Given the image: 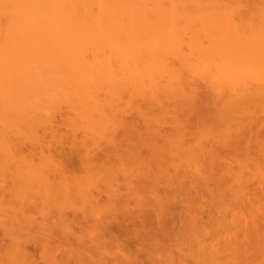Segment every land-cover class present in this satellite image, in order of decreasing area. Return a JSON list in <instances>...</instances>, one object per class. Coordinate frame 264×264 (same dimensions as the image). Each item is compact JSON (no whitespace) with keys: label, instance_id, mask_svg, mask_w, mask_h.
Masks as SVG:
<instances>
[{"label":"bare ground","instance_id":"obj_1","mask_svg":"<svg viewBox=\"0 0 264 264\" xmlns=\"http://www.w3.org/2000/svg\"><path fill=\"white\" fill-rule=\"evenodd\" d=\"M229 1L230 0H0V159H2L0 161L3 162L4 160H8L6 162L9 165L8 162L11 160L13 161V159L15 160V158L18 159H16L17 161L20 159L22 163L23 161L26 162L31 159L29 161L32 166H30L31 173L26 174V172H24L26 175L24 176L26 178L28 177L27 179L31 182L30 185H28L30 187L26 189L24 187L22 188L26 190V193L28 192L27 189L32 190L31 193L36 195L37 198L40 196V202H42L43 208L45 209H48L49 200L52 202L51 206L54 202L57 205L56 202L62 197V199L65 198L64 200H68V198L77 196L78 199L80 198L82 200V204L84 203V209L80 210L81 216H78V210L77 213L75 210V213L71 216L64 214L63 211L62 213L59 211V214L55 213L57 215L52 218V221L50 220V224L47 222L48 219L43 221L45 224L43 222L42 224H37L36 220L32 217H30L32 219H29V217L26 216L28 217V221L27 219L25 220L28 223L22 225L25 220L20 222V219H18L19 215L15 214V217L12 212L11 214L14 217H12V219L10 218L11 220H8L9 218L7 217V219L3 221L6 215L4 214V218H1V215H3L2 213L0 214V226L4 231L3 235H7L11 232V229L18 230V228L21 231L27 230L30 234H32L31 232H46L45 242H43V238V240L40 241L43 242L44 252H46V255L43 256L45 258L42 259H46L49 264H82L83 261H85L83 258L87 259V263L85 262L86 264H109L106 259L111 256V254L108 255V253H106L107 245H115V248H117L116 245H120L118 239H115L116 237L112 235L110 226L106 221L110 215H108V217L106 216L107 218L105 216L102 217L103 212L99 218L96 212L98 210V212H100L99 205L102 196L107 197V202H105L106 205L103 204L107 211L106 214L104 213L105 215L114 212L115 214H127V210L129 209L127 207L128 200H126L124 196H121L122 193H118L117 195V190L119 188L114 190L112 187L109 190V186L113 185V183L111 184L108 182H110L111 179L118 180V178H115L114 174L116 173H111L113 170L107 172V174L110 173L108 174L109 176L106 174L104 177L102 173H106L107 170L105 171L104 167L97 169V166L99 167L102 165L99 163L104 162H98L97 157L94 156V152H98V150L102 151L103 148L101 147L103 146L106 149L103 150V153L106 152L105 157L108 159H110L112 152L113 154L117 153V155L121 150L123 152V146H126V144L121 146L122 143L118 142V139L122 137L117 139L116 135L120 129L133 131L137 134L136 140L140 139V142L138 140L137 143H133L134 141L129 144L127 143L129 147L126 146L127 148H125L126 151L128 150V152L131 153L130 157H134L133 160L139 159L137 163L139 164V162H141L142 164L140 163V166L143 164H150L153 159H156L157 162L155 161V163H157V165L158 162H163L164 165L171 164L173 159L176 158L175 152L177 151V155L182 159L179 161L177 160V162H179L178 164L174 162L173 164H175V166L173 167L174 169L178 168L182 170L172 172L170 168L166 169V171H161V175L166 174V177L169 176L171 179L173 176L175 179V181L173 178L170 180L168 177L169 180L167 179V185H169V181L172 180L178 184L182 183V186H176L172 181L174 184L173 186L171 182L172 187L170 188L172 190L178 189V194H180V191L184 192L186 189V187H184L185 189L183 190V179L188 178L186 175L189 176L186 181H190L192 177H195L196 181H198L199 178L202 177V180L200 179L201 183L206 176L203 184H208V182L211 183L213 177H217L215 182L225 183L228 176L226 173H231V179L238 181L237 175L231 170L232 167L228 165L226 167L227 169H222V172L220 171L221 173L226 172L225 174L227 176L223 173L222 175L220 174L218 178L219 174L213 176L209 173L211 171L209 170L210 165L208 167V164H210V162H207L210 161L208 157L211 155L210 157L213 160L217 157L215 155L216 153H214V150L216 151L214 147H210L211 150H208V157H206L207 154L205 155L207 161L205 162L199 158L202 160L200 161L197 159L196 146H194L195 151H192L194 150L193 147L187 145V141L182 139V133H186L182 131L191 129V126H196L198 122L199 129L205 125L210 126L205 127L207 130L204 128H201V130L204 129L202 131L203 133L205 132L204 135L207 134V137L211 136L213 138L211 139L212 141L210 140L211 142L218 141L217 145H221L219 143L223 142L224 136H228V133H233V130L234 132L237 130V133L241 136V141L237 143V146L235 145L238 149L231 144L237 149L234 150L231 146L234 150L231 151V154L235 155L234 157L236 160L237 158H243L239 161V163L242 164H238L241 169V175L242 172L244 174L245 170H249V164H252L254 165L253 171H255V174L262 177L264 176V143L261 141L262 134L260 133L262 129H264V118L262 120V118L257 116L259 112L257 108H255V104H259L258 106H260V104L264 102V34L262 29L256 27L252 31H247L245 30L246 25H242L241 27L236 25L233 15L227 11ZM253 26L254 25H252V27ZM256 29H258V31ZM198 88H203L205 90V95L202 96V100L206 102L205 105L202 104L204 107H200L199 112L197 110V105L199 101H201V98L198 95ZM207 103H209V105ZM206 106L208 107L206 108ZM244 107L251 108L250 110L254 114L258 113L255 116L262 122L259 123L254 114L251 115L252 113L249 114L247 112V116H245L246 108ZM63 108L66 110L67 117L65 118L64 113L63 115L60 114L63 120L66 119V124L64 123L61 125H66L67 128L64 126L66 128L65 130L68 129L70 131V133H68L70 136H67V132L65 134L68 140L64 137V134L60 137V135H58L60 130L58 131V129L54 128L56 126H54V124L52 125L53 121H57L56 119H58L56 117L59 113L58 111H63ZM260 108L262 109L264 107L261 105ZM241 110L244 111L241 112ZM210 111L212 113H210ZM261 111L263 114V110ZM243 112L245 115L241 114ZM132 114L140 118V124H142L141 126L138 124L140 127L128 125V121L126 122V118L128 116L130 117V115L133 116ZM54 116L56 119H54ZM243 116L246 119L243 118ZM248 116L250 119H248ZM251 116H254L255 121L257 120L256 123H254L252 120L253 117ZM193 121L196 125L193 124ZM213 122L217 125H214ZM211 124L218 126L221 130L223 129V134L220 133L221 131L218 130V127L217 129L212 128L213 126H211ZM167 125L176 130L175 136H172L173 138L162 132L163 129H160ZM53 128L57 130L58 133L56 134L55 131L54 133L50 131L53 134H48V130H52ZM239 128L241 130H238ZM212 130L213 132L218 130L216 132L217 135L220 136H218V139L214 137L215 134H209ZM177 131H181V134ZM253 131L256 134L253 133ZM162 133L165 135H162ZM140 134L144 135V139L141 140ZM48 135H51L50 137H52L54 141L53 144L57 143L58 145V142L62 144V141L65 140L63 145L66 146L67 144L65 145V142L67 140L68 144L72 143V145H70L73 149H83V151L81 150L83 153L79 151V153L83 154L79 157H82L81 161L84 162V168L87 167L88 170L91 169V171H93V168L96 167L94 171H97H95L94 174L97 178L95 175L93 178L95 177L97 182L100 178L105 181V178H111L112 176L111 179H107L108 182L105 181V183L110 185L107 186L104 184L105 190H98L97 194H90L88 190H92L94 187L87 188V190L85 188L87 183H82L85 185L84 187L78 184L80 181L76 182L74 177L69 175V177H73V182L67 176V171L69 170L66 171L65 166L62 167L64 168L62 169L61 166H59L60 164L58 165L56 163L55 165L58 166L56 168L54 165V172L60 181L54 180L53 182H49L46 175L48 173V166H50V168L53 167L52 161L54 159L48 156L49 142H46ZM201 135V138H203L202 140L207 138L204 137L203 134ZM183 137H187V135ZM243 137L245 138L244 142ZM220 138H222L221 142ZM229 138H227V140ZM130 139H132V137ZM159 141L165 148L161 147ZM53 144L51 143L52 147H55ZM167 144L169 145L168 147ZM175 144H177L176 149L178 148L176 151ZM251 144H253L256 151H251L253 150V146L251 147L252 149H250ZM224 146L228 147V144H224ZM134 147L135 150L133 149ZM141 147L145 148L149 153L146 160L142 157L143 151L140 150L143 148ZM200 147L204 150L201 148L197 149H199L201 155H204L206 152L202 151H207L206 149L208 148L204 145ZM23 148L29 150L30 157H28V154L23 156L26 154V152H23ZM173 148L174 150H172ZM187 148H189V151L186 154L185 150H188ZM170 149L173 152L169 151ZM182 151L184 152L182 153ZM22 152L24 154H22ZM134 152L136 154H134ZM253 152H256V154ZM150 153H152V156ZM173 153L174 156L171 155ZM213 153L215 157L212 156ZM72 154H75V152ZM153 154H155V156ZM182 154L184 156L186 155L185 159H183L184 156ZM99 155L101 154L99 153ZM187 155H189L190 161L187 159ZM26 158L29 159L27 160ZM220 158L221 156L217 157V160H214V162L211 161L214 164L212 167H215L212 172H219L216 170L218 166H215V163L219 162ZM36 159L41 162L39 166H33ZM100 160H102V157ZM110 161L112 162V160ZM188 161L190 163H188ZM152 163L150 165H152ZM198 163L199 165H197ZM7 164L5 165L6 168L8 166ZM17 165L18 164H13L12 166L15 167ZM24 165L26 164L24 163ZM186 165L191 166V173L189 172V166L187 167ZM5 166L1 168L4 169ZM193 166L196 170L195 168L193 169ZM200 166L207 171L209 170V178H207L208 173H206L205 170V172H202L203 170H197V168L203 169ZM25 167L27 168V166ZM33 167L35 168L33 169ZM141 168V170L140 168L137 170L138 172L141 171L140 173L142 174L143 166H141ZM162 168L164 169V166ZM67 169H69V167ZM28 170L29 169H27V171ZM133 171L134 173L132 171L131 173L135 174L136 171L134 169ZM145 171H147V169ZM183 171H186V173L184 172L183 174ZM97 172L100 174V178L97 176ZM153 172L157 174L156 171ZM16 173H18L16 174L18 178L19 172ZM125 173L127 172H124V174ZM140 173H138L139 175L136 174L140 176ZM147 173L150 177L149 171L144 174L148 175ZM177 173H179L180 176ZM181 173L184 175L183 177ZM90 174L93 175L91 172ZM119 174L120 173H118V177H120ZM122 174L123 172L121 175ZM127 174L130 175L129 173ZM245 175L248 176V173H245ZM24 176L22 173L23 179H25ZM135 176L136 175H134V177ZM196 176H199V178L197 177V179ZM166 177H164V179ZM245 177H243V179ZM239 178V181L247 180L243 184L250 183H248L250 180L246 178L243 180L240 175ZM256 178V181L262 186L264 180H260L258 177ZM20 179L22 178L20 177ZM23 179L22 181H24ZM195 179L191 180V183L188 181L192 184L193 188L195 186L193 185ZM92 180L94 181V179ZM92 180L88 181V183H91ZM117 180H114L116 185ZM146 180L148 179L146 178ZM192 181L194 182L192 183ZM20 182L21 181H19V183ZM97 182L95 184L94 181L95 187L100 185V183L97 184ZM24 183L20 184V186H24ZM88 185L92 186V183ZM1 186L4 187L5 185ZM16 186H19L18 183H16ZM0 189L3 191V188ZM12 191L15 192L14 189H12ZM18 192L20 193V190ZM18 192H16L15 195H17ZM187 192L191 193L186 189L184 194L186 193L185 195H187ZM12 194L14 195V193H11V195ZM3 196L4 197L1 199L2 202L5 201L3 198L5 199L6 194L4 193ZM36 196L32 198H36ZM155 196L156 195H154V198ZM180 197L181 194L179 198ZM72 199L73 198H71V200ZM142 199L145 198L142 197ZM181 199L180 201H182ZM71 200L69 199V201ZM156 201L155 199V205L154 203H148L152 205L153 209L152 207H147V209H149V213L156 212V214H158L156 216L158 220L161 221V223H159L160 225L162 224L161 217L162 215L163 217L165 216L164 214L165 212L167 213L166 209L168 207L166 208V203H164V207L160 205L164 202L163 199L162 202L160 199L158 202ZM145 202L147 203L148 201ZM156 203L159 205H156ZM187 203L188 202L184 203L186 204L185 207L190 206L189 203ZM31 204L33 205V203ZM63 204L66 205L65 202ZM68 205H66L67 208L70 207ZM77 206L82 208L79 204H77ZM102 206L100 205V207ZM0 207L3 208V203ZM55 207L57 208V206ZM187 207L186 209L188 210ZM63 208L64 206L62 205V209ZM70 208L73 210L74 203L73 207ZM189 209H192L193 213L197 211V209L194 211V208L189 207ZM50 210L53 209L50 208ZM8 211L10 213V210ZM149 213L147 217L151 219L153 214L150 215ZM94 214H96V217ZM19 217H21V220L23 219L22 216ZM47 218H49V216ZM195 218H197V214H194L193 217L190 218L191 222H196ZM239 219H242V215ZM243 220L244 218L242 221ZM245 220L248 224L244 225L242 223L244 227L248 226L250 223L247 221L248 219ZM149 221L145 218L144 222H142L144 231H146L145 229H148V226L151 224V221ZM163 224H165V222ZM9 225L10 227H8ZM231 225H233L236 230L240 229L242 226L239 227L240 222L238 220H232ZM74 226L89 227L94 233L96 232V237L92 238L88 243L83 242L79 235L74 233L72 229ZM117 227L122 235L134 239L138 245V249L140 250L141 248L143 251L142 242L145 239L140 231L138 232L135 229L129 230L128 228H124L122 224H118ZM8 230L10 231L5 234V231ZM12 240L16 242L15 237L12 238L11 241ZM16 240H18V237ZM19 242L21 241L19 240ZM18 246L16 249H18ZM237 247L238 246H236V248ZM236 248L234 247L233 249ZM215 249L216 247L213 248V251L208 253V256L216 260L220 258L219 256H222L220 255L222 251L220 250L221 252H219L216 250L217 252H215ZM230 249L232 252L233 249ZM19 250L22 249L19 248ZM18 251L16 250V252ZM55 251L61 252L62 258L60 260L55 257ZM0 253L3 254L6 252L0 251ZM12 253L14 254V251ZM109 253H111V251ZM181 253L182 252H180V254ZM16 255H18V253H16ZM184 255L185 256H183V254L182 256H178V259H175L173 255L172 259L170 256L171 261L169 260V263L191 264L190 262L193 261L194 264L197 262L194 256L189 257L190 255ZM0 257H2L1 254ZM12 258L13 257H10L8 260L11 259L13 264H15V257ZM79 258H82L83 261ZM222 258L223 257H221V259ZM233 259H235L234 256ZM3 260L1 259L0 261L5 264L6 262H3ZM114 260L112 261L113 264H133L136 262L132 257H123L122 260L124 263L121 260L116 259L115 262ZM17 261L20 262L19 258ZM117 261H119V263ZM227 264L229 263L227 262Z\"/></svg>","mask_w":264,"mask_h":264},{"label":"rangeland","instance_id":"obj_2","mask_svg":"<svg viewBox=\"0 0 264 264\" xmlns=\"http://www.w3.org/2000/svg\"><path fill=\"white\" fill-rule=\"evenodd\" d=\"M228 8V13H230V14H232L233 15V17H234V19H235V24L236 25H238V26H242V25H246L245 26V30H247V31H252L253 29H255V27L256 28H258V29H262L263 31V34H264V0H230L229 1V3H228V6H227ZM236 17V18H235ZM243 18V19H242ZM246 20H245V19ZM248 22V23H247ZM248 24V25H247ZM252 25H254L253 27H252ZM244 28V27H243ZM258 29H256L257 31H258ZM261 31V30H260ZM198 95H199V97L201 98V101H199V103H198V105H197V110H198V112H199V110H200V107H204V106H202V104H204L205 105V101L204 100H202V96L203 95H205V90L203 89V88H198ZM210 102H213V101H210ZM208 105H209V103H207ZM206 104V105H207ZM213 105V104H212ZM251 105V104H250ZM259 105V104H258ZM258 105H256L255 104V108H257V111L259 112V114L257 115V114H254V113H252V111L248 108V107H244V108H246V111H245V114H244V112L243 113H241V114H244L245 116H247V112L249 113V114H251V115H253L254 114V116L255 115H257V116H259V118H262V120H263V118H264V108H260V106L262 105L263 107H264V102L263 103H261L260 104V106H258ZM254 106V105H253ZM208 106H206V108H207ZM211 107V106H210ZM213 107V106H212ZM209 109H211V108H209ZM208 109V110H209ZM247 109H248V111H247ZM252 109H253V107H252ZM202 110V109H201ZM213 110V109H212ZM211 110V111H212ZM238 110V109H237ZM256 110V109H255ZM255 110H254V112H255ZM261 110H263V114L261 113L262 111ZM210 111V113H212ZM240 111V110H239ZM242 111H244V110H241V112ZM59 112V113H58ZM57 113H58V115H57V113H56V117L58 118V119H56V117L54 118V119H56L57 121H53V123H52V125L54 124V126H56V127H54V126H52V127H54V128H56V129H58V131H59V133H61V134H59L58 133V131L57 130H55L54 128L52 129V130H48V134H53L54 133V131L56 132V134L58 133V135H60V137H61V135H63L64 134V137H66L65 136V134H66V132H67V136L69 135L70 136V134H68V133H70V131L68 130H65L67 127H66V125H64V126H62L64 123L66 124V119L65 120H63L62 119V115H63V113H64V116H65V118L67 117V114H66V110H64V108H63V111L61 110H59ZM62 112V113H61ZM60 114H62V115H60ZM262 114V115H261ZM133 116H131L130 115V117L128 116L127 118H126V122L128 121V125L130 124V125H133L134 127H140L142 124H140V118L139 117H137L136 115H134V114H132ZM235 116H236V114H235ZM254 116H251V117H253V121H254V123H256L257 122V120L255 121V119H254ZM257 116H255L257 119H258V117ZM237 117V116H236ZM64 118V117H63ZM243 118H245L244 116H243ZM62 121H61V120ZM207 119H210V118H207ZM246 119V118H245ZM245 119H244V121H245ZM248 119H250V117L248 116ZM247 119V120H248ZM241 120H242V118H241ZM239 121V120H238ZM243 121V120H242ZM251 121V120H250ZM252 121V122H253ZM198 122V121H197ZM212 122V121H211ZM248 122H249V120H248ZM258 122L260 123V122H262V121H259V119H258ZM199 123V122H198ZM197 123V125L194 123V121H193V124L194 125H196V126H194V127H192L191 126V129H188V130H185V131H182V132H186L185 134L184 133H182V139H185L186 141H187V145H189V146H191V147H193V149H194V146H196L195 147V149H196V155H198V158L197 159H199V158H201L202 160H204L205 162L207 161V158L205 159V155L207 154V152H209L208 150H211V148L210 147H214L215 149H216V151L214 150V153H216L215 155L217 156V157H219V156H221V158H220V160H219V162H217V163H215L216 165L215 166H218V167H216L217 169L216 170H218L219 172H212V170H214V166L212 167V165H214L212 162H214V160H217V157H215L214 156V153H213V157H215V159L213 160V159H211V155L208 157V154H207V156L206 157H208L209 159H210V161H207L208 163L210 162V164H208V167H209V165H210V171L211 172H209V170L207 171V170H205V168H203V167H201V168H203V169H198L197 168V170H203L202 172H205L206 171V173H211V175H213V176H217L218 174V178L220 177V174L222 175L223 173L225 174L226 172H223V173H221L222 171V169H227L226 167H227V165L229 166V167H232V169L231 170H233V172H235V174L237 175V180L238 181H236V180H233V179H231V173L229 174V173H226L225 175L227 176V178H226V181H228V182H226L225 181V183H219V182H215V179L217 178H215V177H213V180L211 181V183L210 182H208V184H203L204 182L203 181H205L204 179H205V177H204V179H203V181H202V183H201V181H200V179L202 178V177H200L199 178V176H196V178L198 177L199 178V180L198 181H200V182H198V181H196V179H195V177L193 178L192 177V179L191 180H194L195 179V183H193L194 181H192V183H193V185H195L194 186V188H193V186H192V184H190L191 182V180L188 182V181H186L188 178H189V176H187L186 175V177H188V178H185V179H183V190L185 189L184 187H186V189H187V191H190L191 193H189V192H187V195H185L184 194V192L186 191V189H185V191L184 192H182V191H180V194H181V197H182V199H181V197L179 198V196H180V194H178L177 192H179L178 191V189H177V187H176V189L177 190H172L170 187H172V185H171V182L173 181H169L170 182V184L169 185H171V186H169V185H167L168 184V181H167V179H168V177L169 176H165L164 174V177H166L165 179H164V177H163V175H161V171H166V169H172V172L174 171H179V170H182V169H178V168H175L174 169V167L173 166H175V164H178L179 162H177V160L179 161L180 159H182V158H179V156L177 155V151L176 150H178V148L176 149V147H177V144H175L176 146H175V157L176 158H174L173 159V162L171 163V164H167V165H164V163L163 162H158V165H157V163H155V161H156V159L154 160L153 158H151V159H153L152 161H151V163H152V165H150V164H146V165H141V166H143V171H144V173L145 172H147V171H149V173H150V177H149V174L148 175H145L144 173H143V171H142V174L140 173L141 171H139L138 172V168H140V170L142 169L141 168V166H140V163L141 162H139V164L137 163V161L139 160H137L136 159V157H135V159L136 160H133V156L132 157H130V155H131V153H129L128 152V150L126 151V149L125 148H127L126 146H128V144L129 143H131V142H133V143H137V141L139 140V142H140V139H138V140H136V135L137 134H135V132H133V134L135 135H133L132 134V132L129 130H123V129H120V131H118L117 132V139L118 138H120V137H122V138H120V139H118V142H121L122 143V145L121 146H123L124 144H126V146H123L124 147V149H123V152H122V150L120 151V152H118L119 154L117 155V153L116 152H114V153H116V154H113V152H112V155H111V157L113 158H111L110 157V159H108L107 157H105V154H106V152L105 153H103V150H106L105 149V147H101V148H103L102 149V151L101 150H98V152H94V156H96L97 157V160H98V162H100V161H103L104 163H99V164H102V165H100L99 167L97 166V169L98 168H102V167H104V169H105V171H106V173H102L103 175H104V177L106 176V174H107V172H111L112 170V172L111 173H116V174H114L115 175V178H118V180L117 179H114L115 181L117 180V185H116V183H114L115 181L114 180H112L111 178H112V176H111V178L110 177H107V178H105L104 180L106 181V182H108V180L107 179H111V181L110 182H108V183H113V185H110V184H108V183H105V181H103V180H101V178H100V174H98V172L96 173V174H98L97 176L100 178V180H98V182H97V177H96V175L94 174V172L95 171H97V170H95L94 171V169L96 168H93V171H91V169H87V167L86 168H84L85 166H83L84 164V162H82L81 160H82V157H79V156H82L83 154V149H73V147L71 146L72 145V143H70V144H68V138L66 137V142H65V145L66 146H64L63 145V142L65 141H62V144L61 143H59L58 142V145H57V143H55V144H53L54 143V141L52 140V137H50L49 135H48V139H47V141L46 142H49L48 143V156L49 157H51V158H53L54 160L52 161V163H53V167L52 168H50V166H48V173H47V177H48V180H49V182H53L54 180H57V181H60V180H58V178L56 177V175H55V169H54V167L56 166L55 165V163L56 164H60L59 166H61V168L62 167H64L65 166V170L67 171V170H69V171H67V176L69 177V175L70 176H73L74 177V180L76 181V182H78V181H80L78 184H81L82 186H84L85 187V185L84 184H82V183H87L86 184V189L88 188H93L92 190H88L89 191V193L90 194H97V191L98 190H101L102 191V189H104V184H106L107 186H109V190H110V188H112L113 187V189L114 190H116V189H118L116 192H117V195H118V193H122V195L121 196H124V198H126V200H128L127 202H128V212H127V214H119V213H116L115 214V212L114 213H111V214H107V215H105L106 214V208H105V202H107L106 200H107V197L105 198L104 196H102V199L100 200V205L102 206L103 204H105V205H103L102 207H100V205H99V208H100V212H96V214H97V217H101V214H102V217L103 216H107L108 217V215H110L109 216V218H107V223H108V225L110 226V229H111V232H112V235L113 236H115L116 238L115 239H118V241H119V245L120 246H117L116 245V247L117 248H115V245H110V246H108L107 245V249H106V253H108V255L109 254H111V256H109L106 260H108L107 262L110 264V263H112V261L115 259H117V260H121L122 262H123V260H122V258L123 257H126V258H128V257H132L136 262H134L133 264H172V263H169L171 260V258H172V255H173V257H175V259H178L179 257L178 256H182V254H183V256H185L184 254H187V255H190L189 257H191V256H194L195 258L194 259H197V260H195V261H197L196 263H194V264H227V262L229 263V264H264V183L262 184V186L260 185V183H258L256 180H257V178L256 177H258V179H260V180H264V176L262 177V176H260V175H258V174H255V171H253V169H254V165H252V164H249V170H243L244 171V174H243V172H242V175H241V169H240V167H239V165L238 164H242V163H239V161L241 160V159H243V158H237V160L235 159V155H232L231 154V151L233 150V148H234V150H237L238 148L236 147L237 146V143L239 142V141H241L240 139H241V136H239V134L237 133V130H236V127H235V132H234V130H233V133H228V136L226 135V136H224L223 137V140H222V138H220V142H221V140L223 141L222 143H223V145H222V143H219V144H221V145H217L218 143V141L216 142V141H213L214 142V145H213V142H211L212 140L211 139H213L211 136H209V137H207V134L206 135H204V133L202 132L204 129H205V127H210L209 125H205V126H202V127H200V129H199V124ZM214 123V125L216 124L215 122H213ZM253 123V124H254ZM62 124V125H61ZM138 124L140 125V126H138ZM191 125V124H190ZM202 125H204V124H202ZM213 124H211V126H213L212 128H214V129H217V127L218 126H214ZM217 125V124H216ZM169 125H167V126H165V127H162V128H160V129H163L162 130V132H164L166 135H168V136H170V137H172L173 135L175 136V131L176 130H174L173 128H171V126H169ZM201 126V125H200ZM167 127V128H166ZM189 127V126H188ZM216 127V128H215ZM165 128V129H164ZM201 128H204L203 130H201ZM232 129H234V128H232ZM255 129V128H254ZM205 130H207V128L205 129ZM210 130V129H209ZM218 130H220L221 132L220 133H222L223 134V129L221 130V128H219L218 127ZM218 130H216L215 132H213V130H212V132L210 131V135H211V133L212 134H215L214 135V137H217V139H218V136L219 135H217V131ZM238 130H241L240 128L238 129ZM50 131H52V132H50ZM122 131H124V132H122ZM138 131V130H137ZM136 131V132H137ZM161 131V130H160ZM166 131V132H165ZM261 131V130H260ZM122 132V133H121ZM177 132H180V134H181V131H177ZM202 132V133H201ZM232 132V131H231ZM174 133V134H173ZM208 133V132H207ZM219 133V134H220ZM235 133H236V135H235ZM240 133V132H239ZM253 133H255L254 131H253ZM262 135H261V141L264 143V129H262V131L260 132ZM126 134V135H125ZM128 134H132L131 136L130 135H128ZM165 134H163L162 133V135H165ZM201 134H203V136L204 137H207V138H204V140H202L203 138H201L202 137V135ZM221 134V135H222ZM234 134V135H233ZM246 134H247V132H246ZM245 134V135H246ZM256 134V133H255ZM185 135H187V137H183V136H185ZM201 135V136H200ZM230 135V136H229ZM243 135V134H242ZM249 135V134H248ZM139 136V135H138ZM140 136H141V140L142 139H144V135H141L140 134ZM223 136V135H222ZM247 136V135H246ZM63 137V136H62ZM79 137H80V134H79ZM129 137V138H128ZM132 137V139H130ZM176 137L178 138V136L176 135ZM220 137V136H219ZM230 137V138H229ZM234 137V138H233ZM245 137V136H244ZM243 137V142H244V138ZM130 139V140H128V139ZM173 138V137H172ZM171 138V139H172ZM209 138V139H208ZM226 138V139H225ZM227 138H229L228 140H227ZM236 138H238V139H236ZM65 139V138H64ZM78 139H80V138H78ZM123 139V140H122ZM215 139V138H214ZM225 139V140H224ZM136 140V141H135ZM180 140V139H179ZM184 140V141H185ZM211 140V141H210ZM52 141V142H51ZM71 141V140H70ZM125 141V142H124ZM128 141V142H127ZM178 141V140H177ZM176 141V142H177ZM185 141V142H186ZM172 142V141H171ZM180 142V141H179ZM184 142V143H185ZM228 142V143H227ZM51 143L53 144V146L55 145V147H52V145H51ZM128 143V144H127ZM159 143L161 144V142L159 141ZM209 143V144H208ZM240 143V142H239ZM170 144V143H169ZM182 144V143H181ZM213 146H212V145ZM224 144H228V147L227 146H224ZM231 144H233L237 149H235V147L234 146H232ZM51 147H50V146ZM171 145V144H170ZM206 146L208 149H206L207 151H202V152H206L204 155H201V153H199V149H197V148H201L200 146ZM169 145L167 144V147H168ZM186 146V145H185ZM219 146V147H218ZM233 148H232V147ZM253 144H251L250 145V149H252L253 148V150H251V151H256L255 150V147L253 146ZM129 147V146H128ZM161 147H163V148H165L164 146H162V144H161ZM174 147V146H173ZM182 147V146H181ZM191 147H190V149H191ZM220 147H222V148H220ZM239 147V146H238ZM252 147V148H251ZM56 148V149H55ZM72 148V149H71ZM100 148V149H101ZM141 148H143V147H141ZM205 148V147H204ZM230 148H232V149H230ZM26 149V150H25ZM129 149V148H128ZM134 150H135V147L133 148ZM132 149V150H133ZM188 150H185V153L187 154L188 153V151H189V148H187ZM195 149L194 150H192V151H195ZM202 149V148H201ZM220 149H221V151H220ZM229 149V150H228ZM57 150V151H56ZM74 150V151H73ZM82 150V151H81ZM130 150H131V147H130ZM129 150V151H130ZM133 150V151H134ZM172 150H174V148L172 149ZM197 150H198V152H197ZM202 150H204V149H202ZM213 150V149H212ZM233 150V151H234ZM79 151L80 152H82V153H79ZM101 151V152H100ZM140 151H143V155H142V157L146 160V158H148V156H149V153L145 150V148H143V149H141ZM169 151H171V149L169 150ZM191 151V152H192ZM201 151V150H200ZM218 151V152H217ZM23 152H26V154H24ZM23 152H22V154H24L23 156H26L27 154H28V157H30V154H29V150L27 149V148H23ZM75 152V154H72V153H74ZM79 153V155H78V153ZM126 152V153H125ZM160 152V151H159ZM171 152H173V151H171ZM184 151H182V153H183ZM99 153L101 154V155H99ZM129 153V154H128ZM161 153V152H160ZM195 153V152H194ZM254 154H256V152H253ZM97 154H98V156H97ZM104 154V155H103ZM111 154V153H110ZM109 154V155H110ZM123 154V155H122ZM134 154H136L135 152H134ZM133 154V155H134ZM148 154V155H147ZM151 154V156H152V153H150ZM191 154V153H190ZM231 154V155H230ZM116 155V156H115ZM121 155V156H120ZM154 156H155V154H153ZM171 155H173L174 156V153L173 154H171ZM183 155V154H182ZM193 155V154H192ZM72 156V157H71ZM104 156V157H103ZM117 157V158H115V157ZM122 156H124V157H122ZM136 156V155H135ZM178 156V157H177ZM181 156V155H180ZM184 156V155H183ZM188 156V158L187 159H189V155H187ZM69 159H68V158ZM95 157V158H96ZM101 157H102V160H100L101 159ZM165 157H166V155H165ZM168 157V156H167ZM182 157V156H181ZM23 158V157H22ZM121 158V159H120ZM128 158H129V160H128ZM138 158V157H137ZM170 158V157H169ZM186 158V155L183 157V159H185ZM196 158V157H195ZM17 158H15V160H16ZM27 159V158H26ZM26 159H25V161H26ZM29 159V158H28ZM27 159V160H28ZM116 159V160H115ZM127 159V160H126ZM143 159V160H144ZM170 159H172V158H170ZM208 159V160H209ZM0 160H2V159H0ZM14 159H13V161L14 162H16V163H14L12 160L11 161H9L8 163H9V165L7 164V162L6 161H8V160H4L3 162H4V165H3V162L2 161H0L1 162V164H0V186L1 185H5L4 187H0V188H3V191H2V189H0V191H2V192H0V205L3 203V208H1L0 207V214H2L3 213V215H1L2 217L1 218H4V214L6 215L5 217L6 218H4V220L3 221H5V219H7V217L9 218L8 220H11L12 219V217H16V215L18 214L19 216H22L23 217V219L21 220V217H19L18 216V219H20V222H23L25 219H27L28 217H29V219H34V220H36V223L38 224H42V222L43 221H45V219L47 220L48 219V224H50L51 223V221H52V218H54V216L55 215H57V214H55V213H58L59 214V211H61V213H62V211H63V213L64 214H67L68 216H71L73 213H75L74 211L76 210V213H77V210H78V216L80 215L81 216V212H80V210L81 209H84L83 208V205H84V203L82 204V200L80 199H78L77 198V196L76 197H71V198H73L74 199V201H73V199L71 200V198H68V200H64V199H62V198H60V200L59 201H57L56 203H57V205L55 204V202H54V206L52 205L51 206V204H52V202H50V200L48 201V209H45V208H43V205H42V202H40L41 201V199H40V196L37 198V196L36 195H33V193H31V191L32 190H30V189H27L28 190V192L26 193V188H29L30 186H28V185H30V183L31 182H29V179H27L25 176V174H24V172H26V174H29V173H31L30 172V166H31V162H29V161H26V162H24L23 161V163L21 162V160L19 159V161H15ZM63 160V161H62ZM110 160H112V162L110 161ZM133 160V161H132ZM142 160V159H141ZM157 160H158V157H157ZM160 160V159H159ZM200 160V159H199ZM202 160H200V161H202ZM65 161V162H64ZM108 161V162H107ZM121 161H122V163H121ZM124 161V162H123ZM126 161V162H125ZM189 161H190V159H189ZM188 161V163H190ZM212 161V162H211ZM244 161V160H243ZM35 163L33 164V162H32V164H33V166L34 165H40L41 164V162L39 161V160H35L34 161ZM60 162V163H59ZM63 162V163H62ZM117 162V163H116ZM120 162V163H119ZM134 164H133V163ZM157 162V161H156ZM175 162V164H173ZM191 162H193V161H191ZM197 162V161H196ZM205 162H203V163H205ZM216 162V161H215ZM24 163L26 164V165H24ZM38 163V164H37ZM65 163V164H64ZM82 163V164H81ZM108 163H109V165H108ZM132 163V164H131ZM146 163V162H145ZM8 165V166H10V167H8L7 166V168H6V166L5 165ZM13 164H18L17 166H15V167H13L12 165ZM20 164V165H19ZM24 165V167L25 166H27V168L25 167H23V165ZM95 164V163H94ZM104 164V165H103ZM124 164V165H123ZM142 164V163H141ZM155 164V165H154ZM183 164V163H182ZM201 164V163H200ZM5 166L4 167V169H2L1 167H3V166ZM55 165V166H54ZM57 165V166H58ZM63 165V166H62ZM122 165V166H121ZM154 165V166H153ZM190 165V164H189ZM189 165H186L187 167L189 166ZM194 165V164H193ZM197 165H199V163L197 164ZM226 165V166H225ZM22 168H21V167ZM29 166V167H28ZM38 166H36V167H38ZM57 166H56V168H57ZM106 166V167H105ZM113 166V167H112ZM124 166H125V168H124ZM138 166V167H137ZM164 166V169L162 168ZM203 166H205V165H203ZM246 166V165H245ZM32 167V166H31ZM69 167V169H67ZM108 167V168H107ZM115 167V168H114ZM123 167V168H122ZM180 167H181V165H180ZM185 167V166H184ZM190 167L191 166H189V169H190ZM206 167H207V165H206ZM253 167V168H252ZM6 168V169H5ZM35 167H33V169H34ZM107 168V169H106ZM112 168H114V169H112ZM118 168V169H117ZM136 168V169H135ZM144 168H145V170L147 169V171H145L144 170ZM183 168V167H182ZM195 167L193 166V169H194ZM245 168V167H244ZM250 168H252V169H250ZM8 169H10V170H8ZM27 169H29L28 171H27ZM62 169H64V168H62ZM85 169V170H84ZM111 169V170H110ZM120 169V170H119ZM122 169H124V170H126V171H124V170H122ZM132 169V170H131ZM133 169L136 171L135 172V174H133L134 173V171H133ZM184 169V168H183ZM192 169V170H193ZM240 169V170H239ZM31 170H32V168H31ZM52 170V171H51ZM88 170V171H87ZM100 170V169H99ZM98 170V171H99ZM116 170H118V171H116ZM187 170V169H186ZM195 170H196V168H195ZM205 170V171H204ZM223 170V171H224ZM256 170V169H255ZM102 171V170H101ZM123 172V174L121 175V173ZM129 171V172H128ZM131 171L133 172V173H131ZM150 171H156L157 172V174L155 173V172H150ZM221 171V172H220ZM246 171H248V172H246ZM262 171V170H261ZM16 172H19V175H18V178H17V176H16V174H18V173H16ZM28 172V173H27ZM52 172V173H51ZM68 172H70V173H68ZM89 172V173H88ZM90 172L91 173H93V175L92 174H90ZM124 172H127V173H131L130 175H128L127 173H125V174H127L126 176H124L125 174H124ZM168 172V171H167ZM184 172L186 173V171H183L182 173L184 174ZM187 172H188V170H187ZM189 172L191 173V169L189 170ZM201 172V173H202ZM259 172V171H258ZM15 173V174H14ZM21 173V174H20ZM22 173H23V176H24V178L25 179H23V177H22ZM118 173H120L119 175H120V177H118ZM138 173H140L141 175L140 176H138L137 174ZM155 173V174H154ZM158 173H160V174H158ZM164 173V172H163ZM181 173V174H182ZM205 173V174H206ZM209 173H208V176H207V178H209ZM245 173L247 174L248 173V176L247 175H245ZM261 173V172H260ZM91 176H90V175ZM108 174H110V173H108ZM107 174V175H108ZM176 174V173H175ZM179 176H180V174L179 173H177ZM181 175L182 177L184 176V175ZM189 174V173H188ZM263 174V173H262ZM21 175V176H20ZM54 175H55V177H54ZM95 175V177L93 178V176ZM113 175V174H112ZM132 175V176H131ZM134 175H136L135 177H134ZM142 175H144V176H142ZM155 175H156V177H155ZM173 175V174H172ZM191 175V174H190ZM210 175V176H211ZM234 175V174H233ZM239 175H240V177L243 179V177H245L246 179H248V180H250V181H248V183L249 184H247V183H245V184H243L244 182H246L244 179V181H239ZM264 175V174H263ZM28 176V175H27ZM109 176V175H108ZM142 176V177H141ZM145 176H148V177H145ZM171 176V175H170ZM176 176V175H175ZM174 176V177H175ZM202 176V175H201ZM231 176V177H230ZM250 176H251V178H253V179H251L250 178ZM20 177L24 180V181H22V179H20ZM73 177L71 178V177H69L70 178V180H72L73 181ZM126 177H128V178H126ZM132 177V178H131ZM191 177V176H190ZM103 178V177H102ZM146 178L149 180H146ZM153 178V179H152ZM163 178V179H162ZM173 178V176L171 177V179ZM197 178V179H198ZM256 178V179H255ZM20 179V180H19ZM92 179H94V181H95V184H96V182H97V184L98 183H100V185H102V186H97V187H95L94 185V181L92 180ZM159 179V180H158ZM169 179H170V177H169ZM168 179V180H169ZM170 179V180H171ZM174 179V178H173ZM28 180V181H27ZM90 180H92L91 181V183H92V186H90V185H88V184H91L90 182L88 183V181H90ZM202 180V179H201ZM252 180V181H251ZM259 180V181H260ZM19 181H21L20 183H19ZM113 181V182H112ZM161 181H162V183H161ZM164 181V182H163ZM174 181H175V179H174ZM173 181V182H174ZM208 181H210V180H208ZM25 182V183H24ZM28 182H29V184H28ZM74 182V181H73ZM102 182V183H101ZM160 182V183H159ZM173 182H172V184H173ZM223 182V181H222ZM240 182V183H239ZM16 183H18V187L16 186ZM24 183V186H20V184H23ZM157 183H159V184H157ZM175 183V182H174ZM189 183V184H188ZM155 184V185H154ZM157 184V185H156ZM176 184V186L177 185H179V186H182V183H180V184H178V183H175ZM12 187H11V186ZM120 185V186H119ZM139 185V186H138ZM26 186V187H25ZM117 186V187H116ZM164 186V187H163ZM166 186V187H165ZM167 186H169V187H167ZM173 186H174V184H173ZM198 186V187H197ZM228 186H229V188H228ZM247 186V187H246ZM15 187H17L18 188V190H17V188H15ZM22 187H24V188H22ZM106 187V186H105ZM133 187H135V188H133ZM144 187V188H143ZM159 187H161V188H159ZM207 189H206V188ZM19 188H21V189H19ZM121 188V189H120ZM175 188V187H174ZM182 188V187H181ZM5 189V190H4ZM6 189H7V191H6ZM12 189H14V191L15 192H13L12 191ZM156 189V190H155ZM179 189H180V187H179ZM194 189H196V190H194ZM206 189V190H205ZM243 189H244V191H243ZM20 190V193L18 192ZM25 190V191H24ZM105 190V189H104ZM128 190V191H127ZM181 190V189H180ZM198 190V191H197ZM10 191H12L11 193H14V195L12 194L11 195V193H9ZM30 191V192H29ZM159 191V192H158ZM175 191V192H174ZM8 192V193H7ZM16 192H18L17 193V195H15V193ZM113 192H115V191H113ZM135 192V193H134ZM137 192V193H136ZM155 192V193H154ZM6 194V197H5V199L3 198V200H5L4 202H2L1 201V199H2V197H4L3 196V194ZM26 193V194H25ZM88 193V194H89ZM143 193V194H142ZM158 193V194H157ZM245 193V194H244ZM29 194V195H28ZM124 194H126V195H124ZM129 194H130V196H129ZM133 194V195H132ZM156 195L155 196V198H154V195ZM174 194V195H173ZM189 194V195H188ZM106 195V194H105ZM128 195V196H127ZM174 197H173V196ZM31 196V197H30ZM34 196H36V198H32V197H34ZM127 196V197H126ZM136 196V197H135ZM188 196V197H187ZM142 197L143 198H147L146 200L145 199H142ZM167 197V198H166ZM177 197V198H176ZM246 197V198H245ZM77 198V199H76ZM179 198V199H178ZM33 199V200H32ZM36 199H38V200H36ZM57 199V198H56ZM69 199L71 200V201H69ZM155 199L157 200L156 202H158L159 201V199H160V201L162 202V199H163V201L164 202H162V204H160V205H163V207L165 206L164 205V203H166V208H164V209H166L167 210V213L168 214H170V215H168L166 212H165V216L163 217V215H162V224H160L159 225V223H161V221L160 220H158V218H157V216L156 215H158V214H156V212H154L155 213V215H154V213H149L148 212V210L149 209H147V207H149V208H151L152 207V205H149L148 203H154V205H155ZM169 199H173L172 201L171 200H169ZM180 199L182 200V201H180ZM31 200H32V202H31ZM62 200V201H61ZM78 200V201H77ZM148 201L147 203L145 202V201ZM65 202L66 203V205H68V206H70V207H73V203H74V208H73V210H72V208H67V206L65 205V204H63V203H61V202ZM79 201H80V203H79ZM177 201V202H176ZM40 202V203H39ZM70 202H71V204H70ZM185 202H188L189 203V207L190 208H194L193 210L194 211H196V209H197V211L196 212H194L193 213V211H192V209H189V207H187L188 208V210L186 209V207H185V205L186 204H184ZM31 203H33V205L31 204ZM37 203V204H36ZM39 203V204H38ZM68 203V204H67ZM183 203V204H182ZM187 203V204H188ZM194 203V204H193ZM60 204H62L63 206H64V208L62 209V205H60ZM77 204H79V205H81V207L82 208H79L78 206H77ZM167 204H168V206H167ZM197 204V205H196ZM8 205V206H7ZM35 205V206H34ZM36 205H37V207H36ZM139 205H140V207H139ZM144 205V206H143ZM156 205H159L158 203H156ZM192 205V206H191ZM194 205H195V207H194ZM10 206V207H9ZM16 206V207H15ZM25 206V207H24ZM55 206H57V208H59V209H57ZM77 206V207H76ZM9 207V208H8ZM32 207V208H31ZM53 207V208H52ZM54 207H55V209H54ZM75 207H76V209H75ZM146 209H145V208ZM155 207V206H154ZM197 207V208H196ZM199 207V208H198ZM11 208V209H10ZM14 208V209H13ZM24 210H23V209ZM50 208L51 209H53V210H50ZM78 208V209H77ZM158 208V207H157ZM7 209V210H6ZM101 209H103V210H101ZM152 209H153V207H152ZM151 209V210H152ZM185 209V210H184ZM2 210V211H1ZM8 210H10V213H9V211ZM20 210V211H19ZM21 210H23V211H21ZM27 210V211H26ZM40 210H41V212H40ZM71 210V211H70ZM105 210V211H104ZM155 210V209H154ZM158 210V209H157ZM47 211V212H46ZM58 211V212H57ZM145 211V212H144ZM146 211H147V213H146ZM11 212L13 213V215L14 216H12V214H11ZM20 212H21V214H20ZM25 212V213H24ZM40 212V213H39ZM45 212V213H44ZM151 212H153V211H151ZM8 213V214H7ZM39 213V214H38ZM108 213H110V212H108ZM129 213V214H128ZM148 213L151 215V214H153V216H151V219L149 218V217H147L148 216ZM16 214V215H15ZM23 214V215H22ZM24 214H26V215H24ZM37 214V215H36ZM49 214V215H48ZM53 214V215H52ZM96 214H94V216L96 217ZM146 214V215H145ZM188 214V215H187ZM189 214H190V216H189ZM191 214H192V216H191ZM194 214H197V218H195L196 219V222H191V219L190 218H192L193 217V215ZM239 214H241L242 215V219L244 218V220L242 221V219H239V217L241 216V215H239ZM51 215V216H50ZM149 215V216H150ZM238 215H239V217H238ZM26 216H28V217H26ZM49 216V218H47ZM30 217H32V218H30ZM51 217V218H50ZM94 217V218H95ZM99 217V218H100ZM159 217V216H158ZM194 217H196V216H194ZM0 218V219H1ZM11 218V219H10ZM44 218V219H43ZM145 218H146V220H150L151 221V224L148 226V229H145L146 231H144V229H143V224H142V222H144V220H145ZM147 218H149V219H147ZM222 218V219H221ZM225 218V219H224ZM109 219V220H108ZM190 219V220H189ZM227 219V220H226ZM245 219H248L247 221H249L250 223H249V227L248 226H245V227H247V228H245L243 225H242V223L245 225V224H248L247 222H246V220ZM7 220V221H8ZM51 220V221H50ZM232 220H238L239 222H240V225H239V227L241 226V230L240 229H238V227H237V229L238 230H236L235 229V227H233V225H231L232 224ZM26 221V220H25ZM23 222L22 223V225L23 224H27L28 222V219H27V221L26 222ZM149 221V222H150ZM160 221V222H159ZM228 221V222H227ZM9 222V221H8ZM7 222V223H8ZM50 222V223H49ZM165 222V224H163ZM234 222H237V221H234ZM44 223V222H43ZM45 224V223H44ZM118 224H122L123 225V227L124 228H128L129 230H137L138 232L140 231V233L143 235V238L145 239L143 242H142V247H143V251L141 250V248H140V250L138 249V245H137V243L135 242V240L134 239H130L128 236H126V235H122V233H120V231L118 230V227H117V225ZM194 224V225H193ZM221 224V225H220ZM229 224V225H228ZM237 224V223H236ZM11 225V224H10ZM10 225L8 226V227H10ZM164 225V226H163ZM223 225V226H222ZM235 226V225H234ZM1 227V226H0ZM17 228V227H16ZM2 229V227L0 228V251H5L6 253H0L1 254V256L2 257H0L2 260H3V258H4V260H3V262L5 261L6 263H7V260L10 258V257H15L14 259H15V261H16V263L18 264H49L48 263V261H46V259H42V258H45V257H43V256H45L46 254V252H44L45 251V249H44V246L42 245V243L43 242H45V238H46V232L45 233H43V231H39L38 233H33V232H31L32 234H30V232L29 231H27V230H25V231H21V230H19V228H18V230L16 229H11V232H9L10 230H8V231H5V234H6V232H9L7 235H3V233H4V231H3V229ZM73 230H74V233H76L77 235H79V237L82 239V241L83 242H86V243H88V242H90V240L92 239V238H94V237H96V232L94 233V231L91 229V228H89V227H81V226H74L73 228H72ZM227 229V230H226ZM233 230V231H232ZM92 231H93V234H92ZM224 231V232H223ZM242 231V232H241ZM29 232V233H28ZM225 233V234H224ZM17 234V235H16ZM19 234V235H18ZM45 234V235H44ZM32 235V236H31ZM95 235V236H94ZM234 235V236H233ZM18 237V240H16V238ZM45 236V237H44ZM92 236V237H91ZM126 236V237H125ZM228 236V237H227ZM15 237V241L16 242H14L13 240V245L15 244V243H17V244H15V248L13 247V245H12V241H11V239L12 238H14ZM225 237V238H224ZM248 237V238H247ZM44 240H43V239ZM224 238V239H223ZM236 238V239H235ZM38 239V240H37ZM4 240V241H3ZM19 240L21 241V242H19ZM43 240V242H41V241ZM226 240V241H225ZM22 243V244H21ZM237 243V244H236ZM18 246V249H16L17 248V246ZM22 246V247H21ZM42 246V247H41ZM236 246H238L237 248H236ZM54 247V246H53ZM52 247V248H53ZM216 247V249L214 250L215 252H217V251H219V252H221V254L220 255H222V256H219L220 258H218V259H212L210 256H208L209 254V252H211V251H213V248H215ZM218 247V248H217ZM219 247H220V249H219ZM236 248L237 249V251H236V249H233V248ZM19 248L20 249H22V250H19ZM227 248V249H226ZM230 248H232L233 249V251L231 252L230 250ZM4 249V250H3ZM15 249V250H14ZM44 249V250H43ZM211 249V250H210ZM219 249V250H218ZM16 250L18 251V252H16ZM53 250V249H52ZM179 250V251H178ZM206 250H207V252H206ZM210 250V251H209ZM217 250V251H216ZM221 250V251H220ZM229 250V251H228ZM234 250H235V252H234ZM249 250V251H248ZM14 251V254H15V256H14V254L12 253ZM54 251V250H53ZM111 251V253H109ZM44 252V253H43ZM180 252H182L181 254H180ZM231 252V253H230ZM234 252V253H233ZM238 252H239V254H238ZM16 253H18V255H16ZM54 253H56V254H54L55 255V257L56 258H58L59 260L62 258V255H61V252L60 251H58V252H54ZM222 253H224V254H222ZM237 253V254H236ZM4 254H5V257H6V259H5V257H4ZM172 254V255H171ZM178 254V255H177ZM206 254V255H205ZM232 254H234V255H232ZM246 254H247V256H246ZM6 255H9V256H6ZM11 255H13V256H11ZM203 255V256H202ZM211 255V254H210ZM23 256H25V257H23ZM170 256H171V258H170ZM233 256H234V258L235 259H233ZM249 256V257H248ZM9 257V258H8ZM107 257V256H106ZM221 257H223L222 259H221ZM12 258V259H13ZM18 258H19V260H20V262L19 261H17L18 260ZM120 258V259H119ZM151 258H152V260H151ZM193 258V257H192ZM199 258V259H198ZM211 258V259H210ZM232 258V259H231ZM0 259V260H1ZM57 259V260H58ZM79 259H81V261H83L82 260V258H79ZM85 261H83V263L82 264H86L87 263V259L86 258H83ZM173 259V258H172ZM210 259V260H209ZM115 260H114V262H115ZM170 260V261H169ZM213 260V261H212ZM229 260V261H228ZM231 260V261H230ZM234 260V261H233ZM120 261V262H121ZM247 263H246V262ZM250 261V262H249ZM12 262L11 261V259L10 260H8V263L7 264H10V263ZM86 262V263H85ZM118 263H119V261H117ZM199 262V263H198ZM212 262V263H211ZM230 262H232V263H230ZM249 262V263H248ZM2 262L0 261V264H1ZM5 263V264H6ZM15 263V262H14ZM15 263V264H16ZM124 263V262H123ZM191 264H193V261H191L190 262ZM2 264H4V263H2ZM11 264H13V262L11 263ZM113 264V263H112ZM114 264H116V263H114ZM126 264V263H125Z\"/></svg>","mask_w":264,"mask_h":264}]
</instances>
